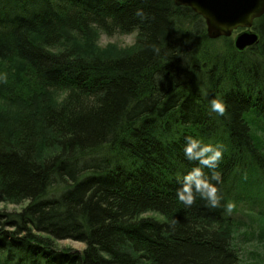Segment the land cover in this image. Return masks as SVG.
I'll return each mask as SVG.
<instances>
[{"label": "trees", "instance_id": "1", "mask_svg": "<svg viewBox=\"0 0 264 264\" xmlns=\"http://www.w3.org/2000/svg\"><path fill=\"white\" fill-rule=\"evenodd\" d=\"M205 30L173 0H0V202H26L0 212V264H245L224 206L251 174L264 196V13L244 51ZM187 136L226 146L219 208L178 201Z\"/></svg>", "mask_w": 264, "mask_h": 264}, {"label": "rangeland", "instance_id": "2", "mask_svg": "<svg viewBox=\"0 0 264 264\" xmlns=\"http://www.w3.org/2000/svg\"><path fill=\"white\" fill-rule=\"evenodd\" d=\"M241 31V30H238ZM97 38L95 44L101 47H111L112 49H122L131 46L135 41L136 33L128 34H113L107 35L106 33L96 31ZM235 32L231 34L230 39L235 37ZM212 44L214 51L219 49L226 44V41L222 38L213 39ZM257 132L258 131L256 127ZM247 187L241 190L239 200L234 204V209L230 214L232 218L239 220L241 224L232 226L233 228V242L236 243L238 252L245 264H264V196L262 195L260 186H253L254 183L258 182L257 177L253 174L246 177ZM246 181V179L244 180ZM243 183V182H242ZM244 191V192H243ZM251 194V196L246 195ZM26 202L10 203L0 202V212L19 211ZM146 215L157 216L156 213H147ZM250 215L254 219L255 229L250 232L249 229H245V224L250 221ZM243 225V226H242ZM59 247H71L72 249L81 251L84 248V244L79 241L71 239H63L57 241Z\"/></svg>", "mask_w": 264, "mask_h": 264}, {"label": "clouds", "instance_id": "3", "mask_svg": "<svg viewBox=\"0 0 264 264\" xmlns=\"http://www.w3.org/2000/svg\"><path fill=\"white\" fill-rule=\"evenodd\" d=\"M135 15L141 19L147 18L142 9H137ZM2 79L6 81V77ZM210 110L219 116H225L227 114L225 100L219 96L214 97L210 100ZM225 150L226 146L222 143H204L193 136L185 137L184 155L187 160L196 162V165L180 178L181 187L177 190L178 201L185 207L195 204L197 196L206 201L210 208L221 206L223 196L218 185L222 183V179L217 169ZM233 209L234 204L231 202L224 206L227 214H231Z\"/></svg>", "mask_w": 264, "mask_h": 264}, {"label": "water", "instance_id": "4", "mask_svg": "<svg viewBox=\"0 0 264 264\" xmlns=\"http://www.w3.org/2000/svg\"><path fill=\"white\" fill-rule=\"evenodd\" d=\"M177 6H187L200 15L210 39L231 36L237 28L239 32L233 39L236 50L244 51L254 45L258 35L251 30L254 19L264 13V0H173Z\"/></svg>", "mask_w": 264, "mask_h": 264}]
</instances>
